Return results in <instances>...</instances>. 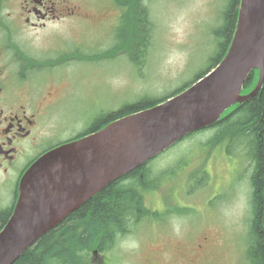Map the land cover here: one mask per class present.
I'll list each match as a JSON object with an SVG mask.
<instances>
[{"label": "rangeland", "instance_id": "1", "mask_svg": "<svg viewBox=\"0 0 264 264\" xmlns=\"http://www.w3.org/2000/svg\"><path fill=\"white\" fill-rule=\"evenodd\" d=\"M223 3L224 0H145L153 33L142 64L134 65L122 53L115 58H100L101 52L93 55L100 58L95 64H61L67 79L56 76L61 84H57L55 91H74L83 102V98L89 100V95H96L93 104L108 111L170 93L204 67L215 48L211 31L221 24L219 10ZM95 28L92 25L91 31H68L67 37L80 46L88 45V51L99 52L110 43L115 28L109 24L103 34ZM56 118L59 119L56 126L63 119L64 125L77 120V116L74 118L63 110ZM213 128H205L191 138L184 137L150 160L149 166L155 173L172 168L179 160L182 166L173 168L156 188L147 190L146 205L159 211L166 207H187L192 211L186 215H166L160 223L143 222L136 226L111 252L119 253L116 264H146L141 258H151L154 252L167 254L171 249L177 251V259H182L196 252L195 244L201 237L211 242L198 251L201 263L247 264L244 250L253 164L241 142L231 139V144L227 140L221 146L210 144ZM224 147L232 152H226ZM195 175L200 179L193 183ZM136 235L141 239L138 250L131 255L127 251L136 246Z\"/></svg>", "mask_w": 264, "mask_h": 264}, {"label": "water", "instance_id": "2", "mask_svg": "<svg viewBox=\"0 0 264 264\" xmlns=\"http://www.w3.org/2000/svg\"><path fill=\"white\" fill-rule=\"evenodd\" d=\"M252 69L259 70V78L242 94ZM263 80L264 0H239L230 45L204 76L152 107L62 144L26 170L14 212L0 230V264H13L55 225L64 209L80 204L188 133L213 124L230 106L254 97Z\"/></svg>", "mask_w": 264, "mask_h": 264}, {"label": "flooded vegetation", "instance_id": "3", "mask_svg": "<svg viewBox=\"0 0 264 264\" xmlns=\"http://www.w3.org/2000/svg\"><path fill=\"white\" fill-rule=\"evenodd\" d=\"M121 14L122 7L113 0H0V203L15 202L20 177L39 156L108 121L111 113L93 104L96 95L83 102L74 91L56 92L61 81L55 76L66 78L61 64H95L100 58L123 54L110 45L98 58L93 56L95 52H87L88 45L80 46L67 37L68 31H91L92 25L102 34L109 24L116 31ZM57 68L61 69L55 72ZM61 110L77 116L75 123L64 125L63 119L56 126L59 119L55 115ZM91 111L96 112L94 116ZM7 209L0 210L5 213L0 224L7 218ZM77 218L68 215L55 236L62 237ZM208 244L211 242L201 237L193 255L177 259V251L172 250L169 255L155 254L145 263L204 264L198 251ZM95 261L107 264L108 257L102 255Z\"/></svg>", "mask_w": 264, "mask_h": 264}, {"label": "trees", "instance_id": "4", "mask_svg": "<svg viewBox=\"0 0 264 264\" xmlns=\"http://www.w3.org/2000/svg\"><path fill=\"white\" fill-rule=\"evenodd\" d=\"M114 2L121 6L123 11L120 25L114 34L113 48L122 49L128 59L139 67L146 58L153 33V23L145 0ZM238 2L239 0H224L219 10L221 24L211 31L215 48L207 56L204 67L196 71L189 81L162 97L146 98L112 112L108 121L159 103L183 90L213 68L224 56L229 45L237 17ZM257 78L258 70H252L242 92L252 89ZM231 108L230 112L228 108L223 113L227 114L222 116L219 122L211 125L215 127V132L208 140L210 144H220L223 140L231 144V139L246 144L247 157L251 160L253 168L250 175L252 190L244 258L247 264H264V84L254 97ZM194 134L196 132L185 137L191 138ZM148 162L139 165L124 177L112 181L76 209L74 215L78 218L73 228H65V234L61 238H55V230L45 233L14 264H55V260L60 264H89L87 257L92 251L97 250L104 254L111 250L116 235L127 233L132 224H138L144 218L160 221L166 214L182 215L191 212L192 209L187 207H169L164 213H159L144 204V192L156 188L163 176L172 173L173 168L180 169L182 166V160H179L172 168L155 173L148 166ZM195 177H192L193 183L196 182ZM3 216L5 213L1 211L0 218Z\"/></svg>", "mask_w": 264, "mask_h": 264}, {"label": "bare ground", "instance_id": "5", "mask_svg": "<svg viewBox=\"0 0 264 264\" xmlns=\"http://www.w3.org/2000/svg\"><path fill=\"white\" fill-rule=\"evenodd\" d=\"M31 83V82H30ZM34 87V86H33ZM138 229V228H137Z\"/></svg>", "mask_w": 264, "mask_h": 264}]
</instances>
